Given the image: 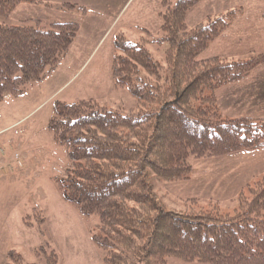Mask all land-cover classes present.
<instances>
[{"label":"trees","instance_id":"1","mask_svg":"<svg viewBox=\"0 0 264 264\" xmlns=\"http://www.w3.org/2000/svg\"><path fill=\"white\" fill-rule=\"evenodd\" d=\"M34 1L0 0V18L22 4L40 3ZM201 1L163 0L161 38L131 42L120 36L115 42L112 77L138 101L136 110L125 113L95 100L55 102L48 128L70 161L59 189L81 216L98 217L92 239L104 252L102 264H264V180L240 194L233 215L203 211L198 199L168 211L154 192V180H190L192 158L264 147V120L224 119L214 95L248 79L264 65V55L200 60L236 20L231 12L189 27L188 14ZM54 8L80 10L69 4ZM79 32L76 23L0 24V103L24 96L54 74ZM150 43L167 45L164 64L155 61ZM45 222L36 220L40 228ZM35 254L40 262L34 264H60L54 250L40 247ZM5 264L28 263L12 250Z\"/></svg>","mask_w":264,"mask_h":264},{"label":"rangeland","instance_id":"2","mask_svg":"<svg viewBox=\"0 0 264 264\" xmlns=\"http://www.w3.org/2000/svg\"><path fill=\"white\" fill-rule=\"evenodd\" d=\"M35 1L22 4L7 19L0 18V24L40 22L48 28L70 21L78 24L82 18L54 5H73L89 14L81 26L79 53L69 56H73L72 62H64L24 96L8 97L0 103V263L2 259L6 262L12 250L28 264L39 263L35 250L44 247L57 253L60 264H102L104 252L92 239L98 233V217H83L63 200L58 181L67 177L70 161L48 126L56 101L73 104L96 100L101 106L125 113L136 110L138 101L128 88H117L112 77L114 45L120 36L131 42L161 38L163 0ZM231 12L236 15L233 26L203 52L200 60L247 61L264 55V0H203L188 14L187 25L206 24ZM147 46L155 61L164 64L167 45ZM81 66L85 68L81 70ZM210 94L206 90L204 96ZM214 95L222 118L264 120V65L248 79ZM191 164L193 173L188 181H153L164 208L180 210L182 200L198 199V208L203 211L215 208L233 215L240 194L247 195L248 187L264 180V147L221 158H192ZM39 215L46 219L41 228L36 223ZM26 221L34 226L28 227Z\"/></svg>","mask_w":264,"mask_h":264},{"label":"crops","instance_id":"3","mask_svg":"<svg viewBox=\"0 0 264 264\" xmlns=\"http://www.w3.org/2000/svg\"><path fill=\"white\" fill-rule=\"evenodd\" d=\"M20 7V6H19ZM18 9V8H17ZM67 13H69V14H71V15H76V16H80V17H82V18H80V21H78L77 23L78 24H80V32H79V35H78V38L76 39V41H75V43H74V45L72 46V48L70 49V51H69V53H68V55L66 56V58L64 59V61H63V63L64 62H66L67 60H70V62H72V57L76 54V53H79V48H77V44H78V42L80 41V39H81V26L83 25L82 23H83V21L88 17V14H89V12L87 11V14L85 13V14H83L82 12H81V10H75V11H66ZM71 23H73L72 21H70ZM88 34V33H87ZM91 34V33H90ZM73 52L75 53V54H73ZM71 54H73V56L71 57V59H69V56L71 55ZM203 60V59H202ZM204 60H206V59H204ZM63 63H62V65H63ZM73 64V63H72ZM62 65H61V67H62ZM60 67V68H61ZM59 68V69H60ZM83 68H85V66L83 67V66H81L80 67V69L82 70ZM58 69V70H59ZM57 72V71H56ZM72 75V74H71ZM72 77V76H71ZM72 81V79L70 80V82ZM45 84V83H44ZM43 85V84H42ZM41 86V85H40ZM248 91V90H247ZM246 91V92H247ZM96 101V100H95ZM98 102V101H97ZM39 217H41V215H39ZM38 217V218H39ZM32 222V221H31ZM10 252V251H9ZM8 252V253H9ZM7 257H8V255H7ZM3 261H2V263L4 262V264L7 262V260H6V262H5V259H2ZM2 263H0V264H2Z\"/></svg>","mask_w":264,"mask_h":264}]
</instances>
